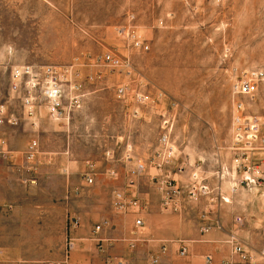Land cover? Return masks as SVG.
I'll return each instance as SVG.
<instances>
[{"label": "rangeland", "instance_id": "rangeland-1", "mask_svg": "<svg viewBox=\"0 0 264 264\" xmlns=\"http://www.w3.org/2000/svg\"><path fill=\"white\" fill-rule=\"evenodd\" d=\"M131 34L147 48L134 45ZM106 53L121 63L95 61ZM21 64L72 65L80 72L84 96L68 122L52 121L43 110L36 127L23 118L9 86L11 67ZM262 66L264 0H0V105L19 118L17 125L0 124V139L16 151L10 157L0 153V182L14 174L25 188L17 186L13 195L20 197L25 189L27 202L43 200L38 169L28 172L21 158L33 139L40 152L36 168L55 165L49 183L42 184L51 191L57 165L74 164L69 170H78L85 160H100L103 149L115 144L119 150L130 145L133 155L144 160L157 147L162 133L158 121L169 111L177 150L189 154L191 165L199 164L208 182L215 183L216 173L231 160L233 74ZM120 84L147 96L146 104L135 106L146 115L131 113L133 95L126 101L116 97ZM169 100L176 105L168 106ZM247 106L250 113L264 115V89ZM18 160L22 165H13ZM9 166L15 168L9 171ZM224 178L229 194L231 180ZM232 194L235 213L251 224L258 218L264 222L263 200L243 188ZM18 205L1 209L24 216L8 219L12 227L21 224L9 235L10 243L24 248L12 255L0 252V264H49L65 258L69 235L55 233L58 219L50 213L36 218L33 209ZM66 222L69 227V216Z\"/></svg>", "mask_w": 264, "mask_h": 264}, {"label": "crops", "instance_id": "crops-1", "mask_svg": "<svg viewBox=\"0 0 264 264\" xmlns=\"http://www.w3.org/2000/svg\"><path fill=\"white\" fill-rule=\"evenodd\" d=\"M144 113L145 110L141 109L135 117H141ZM38 122L40 124L37 117L34 127L38 126ZM158 123L161 129V119ZM228 146L227 150L231 156ZM119 149L120 147L116 148V144L114 147L104 148L100 160H85L78 170H69L68 166L73 167L74 164L67 166L60 163L56 166V170L59 171L53 175L56 178L52 191L43 185L49 183V170L55 165L52 163V165L38 166L35 169H38L37 180L41 186L37 188L42 192L43 198L38 202H27L25 198L28 192L25 189L22 196L13 195L17 186L25 188L16 181L14 174L12 177L2 178L0 252L6 256L24 248V244L9 241V235L17 232L16 229L21 228V224L12 227L8 222L9 215L19 219L24 216L20 212H11V214L9 209H1L3 205L13 208L16 202L20 207L33 209L36 218H44L45 213H50L52 218L59 221V226L54 228L55 233L58 235L67 233L69 238L73 239L74 245L69 254L61 260L53 259L49 264L54 262L56 264H117L118 260L123 259H127L129 264H208L205 260L206 256L212 258L209 264H215L223 258L236 259L229 242L233 234L250 246L259 247L253 239L256 235H260L258 240L260 242L262 220L257 217L258 219H253L254 224H251L245 215L233 211V194L230 186H228L230 193L225 191V178L220 180L217 177L216 182L211 184L215 188L212 202L208 197L200 196L187 201L181 212L164 210L160 196L151 183V175L160 172L152 160L156 148L150 149L144 160L133 155L134 151L130 145H124L122 150ZM15 153L16 151L8 149L3 154L10 157ZM175 157V162L168 168L175 179L185 182L192 169L190 156L178 150ZM88 163L92 165L94 171L93 183L90 185L85 181ZM137 163H141L143 168L137 176H134L132 187L147 203V210L139 214L116 211L112 205V191L127 186L129 180L127 171ZM15 164L22 165V161L18 160L13 165ZM14 168L9 166L8 170ZM240 215L243 221L235 222V216ZM67 216H69V227L66 222ZM136 218L141 219L140 226L135 225ZM73 219L77 221L75 226H72ZM102 221L106 222L103 227L94 231V226ZM24 232L25 235L28 234L26 227ZM182 248L186 251L184 255H180ZM154 257L158 259L156 263L151 262ZM31 261L39 262V260Z\"/></svg>", "mask_w": 264, "mask_h": 264}, {"label": "built area", "instance_id": "built-area-1", "mask_svg": "<svg viewBox=\"0 0 264 264\" xmlns=\"http://www.w3.org/2000/svg\"><path fill=\"white\" fill-rule=\"evenodd\" d=\"M127 31V30H126ZM132 41L137 47L147 48L134 34ZM96 62L121 63L111 53L101 54L95 58ZM122 65L129 67L128 61ZM9 86L12 92L17 94L19 105L22 109L23 118L30 120L35 125L39 111L43 110L46 116L55 122H68L74 111L80 107L82 102L84 81L80 72L72 65L52 64H21L12 66L9 73ZM260 89H264V66L256 68H244L236 70L232 78L233 109L231 115V136L229 150L231 160L229 166H222L216 173L218 178L228 176L231 180L230 190L232 193L239 188L254 193L264 201V115L250 113L247 103L256 99ZM118 99L126 101L133 95L131 113L136 116L140 111L138 105L147 103V96L143 92L133 91L128 84H120L115 89ZM238 96H240L238 98ZM167 105L171 108L176 102L169 100ZM173 116L168 111L162 114V133L158 137L157 147L153 152L152 160L158 174L151 175V183L155 186L164 210L181 212L186 202L200 196L214 200L215 188L208 182L199 164L192 166L185 182L174 178L168 166L176 160L177 147L173 139ZM19 118L14 114L7 113L4 105H0V124L17 125ZM5 140L0 139V153L7 152ZM39 145L36 139L31 140L22 152V160L27 171H34L39 156ZM141 163L129 168L127 174L129 180L124 188H115L112 191V205L116 211L131 212L139 214L147 210V203L133 189L134 176L142 170ZM94 171L88 163L85 173V181L88 185L93 183ZM218 189V188H217ZM220 195V194H219ZM225 200L224 197H222ZM243 217L235 216V222L241 223ZM102 221L94 226V231L100 230ZM140 218L135 219V225L140 226ZM77 225L73 219L72 226ZM261 239L259 247L250 246L242 238L231 235L230 244L232 253L236 259L223 258L215 264H264V222H260ZM205 227L203 226L202 229ZM74 245L73 239L67 241L69 251ZM185 248L180 250V255L185 254ZM211 256L205 260L209 264ZM157 258L151 262L156 263ZM117 264H129L127 259L118 260Z\"/></svg>", "mask_w": 264, "mask_h": 264}]
</instances>
